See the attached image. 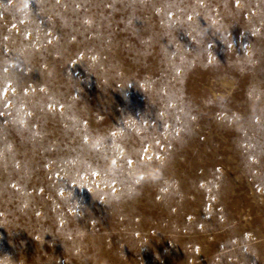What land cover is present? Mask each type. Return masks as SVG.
I'll use <instances>...</instances> for the list:
<instances>
[{
    "label": "rangeland",
    "instance_id": "rangeland-1",
    "mask_svg": "<svg viewBox=\"0 0 264 264\" xmlns=\"http://www.w3.org/2000/svg\"><path fill=\"white\" fill-rule=\"evenodd\" d=\"M0 264H264V0L0 10Z\"/></svg>",
    "mask_w": 264,
    "mask_h": 264
},
{
    "label": "clouds",
    "instance_id": "clouds-1",
    "mask_svg": "<svg viewBox=\"0 0 264 264\" xmlns=\"http://www.w3.org/2000/svg\"><path fill=\"white\" fill-rule=\"evenodd\" d=\"M32 0H7V3H0V10L3 13L9 15L18 16L24 20L30 18V4ZM39 4L40 0H36ZM198 35L203 36V32H198ZM97 147H103V140L101 139ZM132 167L128 171V191L136 192L137 187L145 183H157L162 177V168L160 169L159 175L153 171L156 165L149 163L148 161H129ZM123 170V164L118 159H113L111 161H105V167L100 170V175L102 179L117 180L119 181L120 174ZM155 177V179H153Z\"/></svg>",
    "mask_w": 264,
    "mask_h": 264
}]
</instances>
